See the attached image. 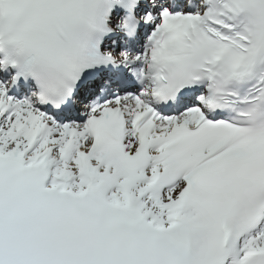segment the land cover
Segmentation results:
<instances>
[{
    "label": "snow or ice",
    "instance_id": "6c2138e0",
    "mask_svg": "<svg viewBox=\"0 0 264 264\" xmlns=\"http://www.w3.org/2000/svg\"><path fill=\"white\" fill-rule=\"evenodd\" d=\"M0 264H264V0H0Z\"/></svg>",
    "mask_w": 264,
    "mask_h": 264
}]
</instances>
